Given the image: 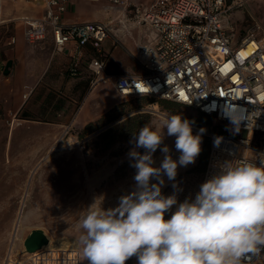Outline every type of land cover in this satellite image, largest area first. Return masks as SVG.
Returning a JSON list of instances; mask_svg holds the SVG:
<instances>
[{"label":"built area","instance_id":"built-area-1","mask_svg":"<svg viewBox=\"0 0 264 264\" xmlns=\"http://www.w3.org/2000/svg\"><path fill=\"white\" fill-rule=\"evenodd\" d=\"M38 1L42 15L20 19L25 41L37 45L50 36L54 54L62 53L68 44L77 49L89 45L94 51L88 64L91 87L110 81L120 96L172 101L218 121L220 130L210 134L209 158L200 185L227 161L259 165L264 159V22L249 14L251 24L239 31L231 16L243 0H154L144 10L136 9L150 33L134 55L143 72L132 75L104 73L107 53L102 45L111 35L109 23L65 24L62 17L69 0ZM109 1L112 7L125 5L123 0ZM9 23L14 24L0 21V25ZM15 43L13 34L3 45ZM77 66V61L71 63L69 72L75 73ZM13 245L12 238L0 264H82L78 247L48 246L19 255ZM247 256L250 262L245 264H264V249L259 255Z\"/></svg>","mask_w":264,"mask_h":264},{"label":"rangeland","instance_id":"rangeland-1","mask_svg":"<svg viewBox=\"0 0 264 264\" xmlns=\"http://www.w3.org/2000/svg\"><path fill=\"white\" fill-rule=\"evenodd\" d=\"M102 1L112 6L109 0ZM123 1L126 13L134 16L136 5L141 10L154 0ZM249 14L264 22L261 0H243V6L232 11L231 19L239 31L251 24ZM138 70L143 72L141 68ZM113 93L118 103L112 109L88 125H74L66 130L40 120L20 122L24 108L14 114L17 101L0 105V262L12 238L14 252L19 255L26 252L24 240L34 230H41L49 239L44 247L65 240L75 242L74 247L81 250L78 244L81 218L89 211L118 207L120 198L135 190L137 170L132 166L135 161L130 152L145 153V149L135 145L139 130L145 126L160 130L162 119L171 114H179L190 122L193 135L201 136L204 151L194 163L178 166L174 180L165 175L161 192L170 186L169 196L175 195L178 204L195 198L209 158L210 134L220 130L218 121L172 101L120 96L115 89ZM152 104H157L156 110ZM43 109L44 105H40L37 115L50 118L51 113L46 114ZM162 131L163 142L152 154V166L157 168L165 158L161 151L165 145L173 160L180 155L175 148L176 137L168 136L166 128ZM258 145L252 143L253 147ZM175 209L174 205L165 214L166 220ZM82 264H88L83 255ZM125 264H137L136 257Z\"/></svg>","mask_w":264,"mask_h":264},{"label":"clouds","instance_id":"clouds-1","mask_svg":"<svg viewBox=\"0 0 264 264\" xmlns=\"http://www.w3.org/2000/svg\"><path fill=\"white\" fill-rule=\"evenodd\" d=\"M164 128L176 137L180 155L173 160L165 145L157 168L152 154L163 142ZM135 145L145 149L144 154L130 152L137 170L135 190L122 196L118 207L81 218L78 244L88 264H125L133 256L137 264H245L247 254L259 255L264 249V159L259 165L225 162L194 199L178 204L175 195L162 194L163 177L174 180L178 166L195 162L201 136L193 135L187 119L171 114L162 119L160 130L141 128Z\"/></svg>","mask_w":264,"mask_h":264},{"label":"crops","instance_id":"crops-1","mask_svg":"<svg viewBox=\"0 0 264 264\" xmlns=\"http://www.w3.org/2000/svg\"><path fill=\"white\" fill-rule=\"evenodd\" d=\"M0 21L13 22L16 43L4 50L5 60L0 57L3 71L11 61L9 74L0 76V105L17 101L14 114L22 108L20 122L44 121L51 127L66 130L82 127L100 118L117 105L110 81L90 86L93 79L88 64L94 56L93 49L86 45L77 49L68 44L62 53H53L50 36L37 45L28 44L23 37V17L38 18L43 8L38 0H0ZM126 13V6L112 7L102 0H69L62 17L65 24L83 22H107L111 35L103 42L107 53L104 73L108 75L140 74L135 60V51L149 38L150 30L140 23L138 17ZM127 12H132L127 11ZM1 56V55H0ZM77 61L75 73H70L71 63ZM139 67V68H137ZM31 91L27 98L23 95ZM40 105L50 118L37 115Z\"/></svg>","mask_w":264,"mask_h":264},{"label":"water","instance_id":"water-1","mask_svg":"<svg viewBox=\"0 0 264 264\" xmlns=\"http://www.w3.org/2000/svg\"><path fill=\"white\" fill-rule=\"evenodd\" d=\"M12 62L7 61L2 71L3 75L7 76L9 74V68L11 67ZM48 243V238L44 235L41 230H34L30 235L24 240V248L28 253L35 252Z\"/></svg>","mask_w":264,"mask_h":264},{"label":"trees","instance_id":"trees-1","mask_svg":"<svg viewBox=\"0 0 264 264\" xmlns=\"http://www.w3.org/2000/svg\"><path fill=\"white\" fill-rule=\"evenodd\" d=\"M14 34V26L12 23H9L7 25H0V57L2 59L5 60V54H4V50L5 48H7L6 46L3 45L4 40L9 37L12 36ZM161 106H163V104H160ZM204 151V147L200 152V156L202 155ZM171 191L170 186L165 190V192L163 193L164 196H169Z\"/></svg>","mask_w":264,"mask_h":264},{"label":"bare ground","instance_id":"bare-ground-1","mask_svg":"<svg viewBox=\"0 0 264 264\" xmlns=\"http://www.w3.org/2000/svg\"><path fill=\"white\" fill-rule=\"evenodd\" d=\"M157 104H152V109L153 110H156L157 109ZM251 132H250V134H249V136L251 137ZM17 222L20 224V220H19V218H18V220H17ZM48 242H49V239H48ZM48 244V243H47ZM46 244V245H47ZM53 245L55 246V247H66V248H70V247H74L75 246V242H73V241H65V240H57V241H55L54 243H53Z\"/></svg>","mask_w":264,"mask_h":264}]
</instances>
